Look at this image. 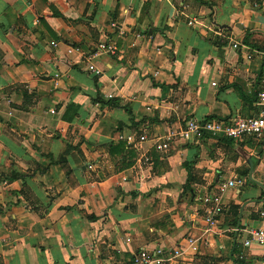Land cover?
<instances>
[{
    "label": "crops",
    "instance_id": "1",
    "mask_svg": "<svg viewBox=\"0 0 264 264\" xmlns=\"http://www.w3.org/2000/svg\"><path fill=\"white\" fill-rule=\"evenodd\" d=\"M263 71L264 0H0V264H262L264 135L154 141L255 115Z\"/></svg>",
    "mask_w": 264,
    "mask_h": 264
},
{
    "label": "built area",
    "instance_id": "2",
    "mask_svg": "<svg viewBox=\"0 0 264 264\" xmlns=\"http://www.w3.org/2000/svg\"><path fill=\"white\" fill-rule=\"evenodd\" d=\"M109 25L114 28L116 23L110 21ZM236 46V45H234ZM80 51L78 46H70L67 48V53ZM108 53L115 55L117 47L112 39L98 42L92 49L83 53L87 70L95 76H99L102 71L95 66V58L100 53ZM250 57V55H248ZM110 96V95H109ZM257 102L259 105L258 112L250 117L235 116L233 118L218 119L211 118L204 121H197L195 119H188L184 126L176 133H170L164 137H159L154 141V147L157 150H167L170 144L176 140L184 142H197L203 136L225 137L234 140H240L245 137L258 138L264 135V71L261 79V87L257 93ZM127 142H132V136H121ZM264 183V177H263ZM234 186L232 180L228 181L224 186ZM205 204L210 205L206 213V231L213 228L217 222L219 215L224 210V205L221 197L215 194H207L202 198ZM264 217V209L260 213ZM251 237L259 244L261 249L262 264H264V226L255 230L249 231ZM186 242L189 249L197 250L200 243V238L195 236H187ZM248 244V241H246ZM183 254V249L180 245L163 248L156 247L152 250L140 249L136 252L129 264H172L177 262Z\"/></svg>",
    "mask_w": 264,
    "mask_h": 264
}]
</instances>
